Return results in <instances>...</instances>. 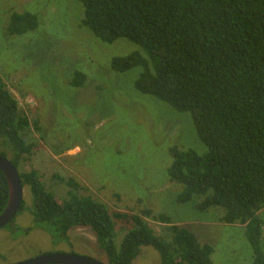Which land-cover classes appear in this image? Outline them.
Masks as SVG:
<instances>
[{
	"label": "trees",
	"instance_id": "1",
	"mask_svg": "<svg viewBox=\"0 0 264 264\" xmlns=\"http://www.w3.org/2000/svg\"><path fill=\"white\" fill-rule=\"evenodd\" d=\"M79 1L82 26L100 41L125 38L140 48L113 57L112 71L142 67L137 90L193 117L206 151L171 148L168 174L181 188L177 202L197 198L200 210L217 209L218 222L245 225L253 264H264V0ZM34 13L11 8L6 33L37 29ZM89 73L74 71L72 84L92 81ZM34 126L39 130L38 123ZM31 130L29 116L0 75V155L18 168L32 195L35 227L56 240H67L75 227L91 228L108 264H133L145 246L159 252L161 264H214V247L164 213L144 211L171 225V239L158 235L140 214L112 212L92 195H80L75 177L55 176L69 188L64 199H57L36 170H20L35 147L28 139ZM8 199L0 170V214ZM25 207L23 199L18 212ZM115 219L132 223L119 245Z\"/></svg>",
	"mask_w": 264,
	"mask_h": 264
},
{
	"label": "rangeland",
	"instance_id": "2",
	"mask_svg": "<svg viewBox=\"0 0 264 264\" xmlns=\"http://www.w3.org/2000/svg\"><path fill=\"white\" fill-rule=\"evenodd\" d=\"M11 8L35 12L40 26L9 35L5 26ZM83 18L79 0H0V75L31 120L28 139L35 146L20 170H36L59 200L69 188L55 176L75 177L82 185L80 195H92L112 212L140 214L158 235L171 239V225L146 217L144 211L164 213L172 224L188 226L201 243L214 247V264H253L245 225L218 222L217 209L200 210L197 198L177 202L181 188L168 174L171 148L206 151L192 115L137 90L142 67L112 71L113 57L139 46L125 38L103 43L82 26ZM76 70L90 72L92 81L73 85L70 77ZM23 199L26 207L15 222L0 228V262L72 252L108 264L91 228L75 227L67 240L53 239L35 227L27 187ZM115 222L119 245L132 223ZM133 264H161V256L145 246Z\"/></svg>",
	"mask_w": 264,
	"mask_h": 264
},
{
	"label": "water",
	"instance_id": "3",
	"mask_svg": "<svg viewBox=\"0 0 264 264\" xmlns=\"http://www.w3.org/2000/svg\"><path fill=\"white\" fill-rule=\"evenodd\" d=\"M0 170L4 173L8 188L9 199L3 212L0 214V228L11 223L21 208L25 187L20 178L18 168L10 159L0 155ZM0 264H7L2 263ZM12 264H106L96 258L72 252H52L37 255Z\"/></svg>",
	"mask_w": 264,
	"mask_h": 264
}]
</instances>
